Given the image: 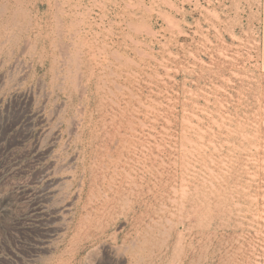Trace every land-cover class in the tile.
<instances>
[{"label": "rangeland", "instance_id": "1", "mask_svg": "<svg viewBox=\"0 0 264 264\" xmlns=\"http://www.w3.org/2000/svg\"><path fill=\"white\" fill-rule=\"evenodd\" d=\"M262 1L0 0V264H264Z\"/></svg>", "mask_w": 264, "mask_h": 264}, {"label": "crops", "instance_id": "2", "mask_svg": "<svg viewBox=\"0 0 264 264\" xmlns=\"http://www.w3.org/2000/svg\"><path fill=\"white\" fill-rule=\"evenodd\" d=\"M262 61L264 65V0L262 1Z\"/></svg>", "mask_w": 264, "mask_h": 264}, {"label": "bare ground", "instance_id": "3", "mask_svg": "<svg viewBox=\"0 0 264 264\" xmlns=\"http://www.w3.org/2000/svg\"><path fill=\"white\" fill-rule=\"evenodd\" d=\"M264 66V65H263ZM42 114V113H41ZM79 115V114H78ZM29 119V118H28ZM37 125V124H36ZM75 125V124H74ZM73 125V126H74ZM79 125V124H78ZM75 127V126H74ZM72 128V127H71ZM73 129H75V128H73ZM74 132V131H73ZM129 137V136H128ZM137 138V137H136ZM151 138V137H150ZM114 143V142H113ZM60 160V159H59ZM53 164V163H52ZM137 165V164H136ZM136 169V168H135ZM107 170V169H106ZM124 172V171H123ZM43 177V176H42ZM45 177V176H44ZM116 177V176H115ZM152 178V177H151ZM156 183V182H155ZM48 187V186H47ZM113 187V186H112ZM108 188V187H107ZM109 189V188H108ZM38 199V198H37ZM135 199V198H134ZM36 209V208H35ZM42 213V212H41ZM50 229V228H49ZM105 234V233H104ZM124 250V249H123Z\"/></svg>", "mask_w": 264, "mask_h": 264}]
</instances>
